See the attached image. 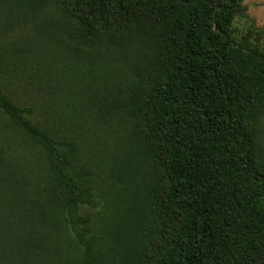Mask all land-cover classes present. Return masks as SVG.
Segmentation results:
<instances>
[{"label": "trees", "instance_id": "1", "mask_svg": "<svg viewBox=\"0 0 264 264\" xmlns=\"http://www.w3.org/2000/svg\"><path fill=\"white\" fill-rule=\"evenodd\" d=\"M0 264H264L244 0H0Z\"/></svg>", "mask_w": 264, "mask_h": 264}, {"label": "rangeland", "instance_id": "2", "mask_svg": "<svg viewBox=\"0 0 264 264\" xmlns=\"http://www.w3.org/2000/svg\"><path fill=\"white\" fill-rule=\"evenodd\" d=\"M248 6V14L255 22L264 26V0H244ZM244 23V22H243ZM243 26V24H241Z\"/></svg>", "mask_w": 264, "mask_h": 264}]
</instances>
